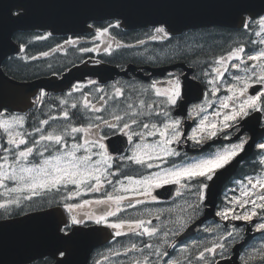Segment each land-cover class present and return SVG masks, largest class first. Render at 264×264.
<instances>
[{
  "label": "snow or ice",
  "instance_id": "1",
  "mask_svg": "<svg viewBox=\"0 0 264 264\" xmlns=\"http://www.w3.org/2000/svg\"><path fill=\"white\" fill-rule=\"evenodd\" d=\"M81 6L121 12L109 13L114 19L86 15L78 26L91 30V42L65 39L40 56L25 54L20 59L35 61L72 46L83 54L96 53L92 63L97 67L91 71L104 78L102 57L112 56L113 46L115 50L136 46L113 34L121 29L122 20L127 24L128 14L158 10L160 18L150 21V31L137 44L167 42L171 39L167 14L176 7L226 10L238 33L249 39L234 42L223 54L195 59L187 65L193 69L191 75L169 72L166 78L147 83L102 84L90 79L74 84L57 98L55 109L41 90L33 94L32 105L45 118L37 116L31 124V112L11 110L27 104L28 96L14 83H0V196L5 197L0 210L6 220L12 217L10 208L21 209L15 215L31 220L35 217L23 211L22 201L39 203L34 198H43L54 218L50 249L35 252L27 264H78L73 258L77 246L103 229L111 232L110 247L92 264H221L231 260L235 245L247 247L246 228L260 234L261 243L239 257L241 264H264V0H87ZM16 7L27 11L24 4ZM100 20L107 23L99 24ZM51 36L48 32L36 39ZM249 41L255 47L248 48ZM19 51L27 52L24 44ZM201 84L202 98L194 97L200 102L192 105L186 119L174 115ZM76 113L82 114L79 120L74 119ZM187 120L193 122L190 131L185 130ZM189 147L199 154L189 156L184 150ZM249 155L257 157L259 171L235 181L236 187L224 191L222 202L215 204L226 174ZM132 166H137L134 175L126 171ZM160 189L173 197L167 207H138L164 203ZM209 206L212 210L206 213ZM208 215L219 219L203 227L208 234L203 240L179 239L197 221L205 224ZM119 237H128V242L118 246Z\"/></svg>",
  "mask_w": 264,
  "mask_h": 264
},
{
  "label": "water",
  "instance_id": "2",
  "mask_svg": "<svg viewBox=\"0 0 264 264\" xmlns=\"http://www.w3.org/2000/svg\"><path fill=\"white\" fill-rule=\"evenodd\" d=\"M87 0H0V83L8 81L17 85V89L28 96V103L24 105H13L11 109L20 111L30 103L34 93L41 89L48 91L64 90L72 85L78 74L84 77L94 74L85 67L75 68L65 75L63 79L41 78L29 83L18 82L6 75L2 66L4 62L13 55L19 53L20 47L14 42L13 37L17 32L27 31H51L54 35L73 34L83 32L84 29L78 26L86 15L94 13L114 19L109 15L115 12L120 15L121 10L115 8H88L81 5ZM178 3L184 0H177ZM192 3H208L210 0H190ZM24 4L27 11L18 9L16 6ZM19 11V16L12 15V12ZM167 18L171 22V33L182 34L188 30L200 28L224 27L237 28L236 21L226 10L214 7H176L169 10ZM158 10H146L128 14V22L122 20V26L133 30L152 26L150 21L160 18ZM117 73V72H116ZM109 72L105 77L109 78ZM80 77V78H84ZM112 78V77H111ZM192 100L187 99L190 103ZM38 215V214H37ZM0 224V264H26L31 255L37 251H47L51 246L50 228L54 225V218L49 212L41 213L38 216L44 221L51 220L53 223L46 230H34L36 216ZM46 228V226H45ZM94 244L87 241L77 246L74 260L78 264H85V259L90 258V251ZM239 250H237L236 263H238Z\"/></svg>",
  "mask_w": 264,
  "mask_h": 264
},
{
  "label": "flooded vegetation",
  "instance_id": "3",
  "mask_svg": "<svg viewBox=\"0 0 264 264\" xmlns=\"http://www.w3.org/2000/svg\"><path fill=\"white\" fill-rule=\"evenodd\" d=\"M99 24H106V23H99ZM151 28L144 30V33L142 35H133L131 33L124 32L122 30H113V34L116 36V39L118 41H122L126 44H131V45H136L135 47L131 48H124V49H119L115 50L114 47V54L112 56H103L102 58L106 61L105 64H109L112 66H116L119 68L120 71H126L127 68L130 65H134L136 68L132 72H129L127 76L121 75V76H115L112 81L106 82L107 84H111L114 81H126V82H131V83H147L151 78H159V79H164L166 78L167 74L169 72H183L191 75L193 69L189 68L187 65L194 61L195 59L199 58L201 60L204 59H209L212 55H219L223 54L226 49L229 48V46H232V42L236 41L238 39H249L248 37L241 36L240 34H227L223 38V44L212 54L207 55L206 57H202V55L199 52H193L192 50L189 49L188 44H190L192 41L191 38L187 37L186 35L179 36V37H173L171 36V39L167 42H161V41H149L146 45H138L137 41L140 38H144V34L148 31H150ZM46 35V34H45ZM65 39H79L81 41L87 40L89 42L92 41V33L88 35H67V36H51L47 40H38L40 42H47V44L44 47H41V51H30L27 53H23V55H28L29 57L36 55L40 56L41 52H44L45 49H53L55 48L58 44H63ZM97 43H101L98 41ZM200 48L202 46L198 44ZM250 41L247 44V47L249 48ZM89 46L91 43H89ZM198 48V47H197ZM199 48V49H200ZM66 51H61V52H54L51 53L50 56L48 57H40L39 59L31 62L27 61H22L20 60H15L11 59L8 61V67L13 70L15 67H18L20 64L23 66H32L36 65L37 68H43L47 67L49 68V65H51V68L54 70L55 74L58 76H62L67 70H69L71 67H74L76 65L80 64H85L83 61L87 60L89 61L87 64L89 66H95L92 61L97 59V54L96 53H91V54H83L80 53L76 50V48L72 46H65ZM153 59H149V58ZM235 71V70H233ZM227 78V74L226 77ZM90 79H95V80H100L99 78H94V77H88L85 80L81 82H76L75 84H86L88 80ZM102 83V82H101ZM195 83V82H193ZM103 84V83H102ZM74 85V84H73ZM203 85L201 84L199 86V89L192 90L189 96L193 99L189 104H187V101H185V107L183 109H177V111L174 113V115H178L179 118L181 119H186L187 113L189 109L192 107L193 104L199 103L200 100L195 99V96H200L202 98V89ZM70 90L67 89L64 92H47L43 90L44 92L47 93L46 100L48 103L53 105V108L55 109L58 101V97H62L66 95V93ZM41 91V90H40ZM39 91V92H40ZM87 91V89H85ZM38 92V93H39ZM223 94V93H222ZM76 95H79V93H76ZM34 99V97H33ZM32 99V100H33ZM17 112H31L32 114L29 116V124H31L37 116H39L41 119L45 118V116L42 114V110L36 109V111H33V105H29L26 109H22ZM82 114L76 113L74 115V119L79 120L81 118ZM193 124L191 120H187L185 123V130L190 131V126ZM207 147V146H206ZM185 151L188 152L189 156H196L199 154V150L193 149L191 147L184 149ZM255 151V150H253ZM257 157L254 155H249L245 160L241 161L239 164L238 168L235 169L233 168L232 171L228 174H226L223 184L221 185L220 188V193L221 195L215 197V204L219 205L222 202V194L224 191H226L229 188H234L236 187L235 181L243 178L246 175H255L256 172L259 171L258 168H256V165L254 164V160H256ZM137 166H132L129 169H126V171L129 172V174H135V168ZM256 169L254 172L253 169ZM157 192L160 193L159 195V200L162 203L161 205H141L138 207L141 208H148V207H157V206H163L167 207L168 201L173 200L172 196H169L166 191L163 189L157 190ZM237 195L239 194L238 192L236 193ZM98 195V194H97ZM231 195V193H230ZM85 198H95V197H85ZM5 197L0 196V201H3ZM40 200L39 203H33L29 201H22V204L25 205V208L23 211L29 213H35V212H41L45 210H50L47 205L43 202V198H34ZM30 205V206H29ZM212 208L209 206V208L206 210V213L211 212ZM10 212H12V218H17L21 216H16L15 213L13 212L14 209L10 208ZM130 211H135L130 210ZM6 213L0 212V218H4ZM218 220L219 218H213L210 215V218L205 222V224H201V227L198 230H194L197 226H199L200 221H197L196 224H194L189 230L188 233L185 234V236L180 237L179 239L181 241H186V243H196L198 241H201L207 236V233H204L202 231L203 227L205 226H212L213 221ZM153 223H158V221H153ZM237 225L244 227L243 222L237 221L234 222ZM86 232H91V229H84ZM101 235L105 236L102 237ZM111 236L110 230L103 229L100 235H90L88 237L89 240H94L96 239L97 241L103 242L104 244L95 247L91 249L89 255V264H92V261L97 258L98 253H103L108 250L110 247L109 245V238ZM253 236H255V239H251ZM260 234L254 233L252 231H249L246 228L245 231V239L247 241V247H243L241 250V255L245 253V251L250 250L252 246H258L261 241L259 238ZM119 240L121 243L118 246H122L123 244H126L128 242V237H119L115 238ZM136 239V238H134ZM239 245V244H237ZM235 245V247L237 246ZM181 247L184 245L181 244ZM232 251V257L234 256V249ZM179 255V253H177ZM51 258V257H50ZM114 259L116 260H126L127 258L125 257H115ZM232 259V258H231ZM241 261V260H240ZM225 262L222 261L221 264Z\"/></svg>",
  "mask_w": 264,
  "mask_h": 264
},
{
  "label": "trees",
  "instance_id": "4",
  "mask_svg": "<svg viewBox=\"0 0 264 264\" xmlns=\"http://www.w3.org/2000/svg\"><path fill=\"white\" fill-rule=\"evenodd\" d=\"M239 34L238 31H232L227 29H219V28H212V29H206L198 32V34H191L188 37L192 39L193 42L188 44L189 49L193 52H199L202 57H206L209 54H212L214 51H216L223 43V38L227 34ZM41 35L40 33H23L18 34L15 36V41L17 43H21L22 37H35ZM29 50L34 49L35 47H42L46 45L45 43H39L35 42L34 39H25V42L23 43ZM200 44L202 48L199 47ZM198 47V48H197ZM255 47L252 45L250 48ZM200 48V49H199ZM16 58V57H15ZM5 72L12 78L19 80V81H25L30 80L36 77L46 76L49 74L46 70H43L42 72L37 71V66H22L21 64L18 67H15L12 71L8 69L7 63L3 66Z\"/></svg>",
  "mask_w": 264,
  "mask_h": 264
}]
</instances>
